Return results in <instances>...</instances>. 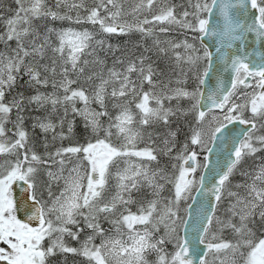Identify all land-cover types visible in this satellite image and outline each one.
<instances>
[{
    "label": "snow or ice",
    "instance_id": "1",
    "mask_svg": "<svg viewBox=\"0 0 264 264\" xmlns=\"http://www.w3.org/2000/svg\"><path fill=\"white\" fill-rule=\"evenodd\" d=\"M0 26V264H264V0H0Z\"/></svg>",
    "mask_w": 264,
    "mask_h": 264
},
{
    "label": "trees",
    "instance_id": "2",
    "mask_svg": "<svg viewBox=\"0 0 264 264\" xmlns=\"http://www.w3.org/2000/svg\"><path fill=\"white\" fill-rule=\"evenodd\" d=\"M8 2L10 3L11 0H8ZM175 2H176V3H179L180 0H175ZM89 3H90V0H89ZM12 7L14 8L15 5L12 4ZM154 8H155V6H154ZM7 14H8V13H6V15H7ZM72 14L75 15L74 12H73ZM55 26H57V27H60V26L67 27V26H69V22H67V21H65V22H59V21H57ZM71 26H72V27H79V28H89L90 30H92V26H91L90 24L71 25ZM0 27H2V26H0ZM172 35H176V33H172ZM189 35H191V34H189ZM96 38H97V39L103 38V39H105L108 43L112 44L113 46H116V45H121V46H123V45H125L129 40H132V41L139 40V39H140V36H139L138 33H132L130 36L117 35V34L106 35V36L98 35ZM162 38H163V37H162ZM179 38H182V37H179ZM150 42H151V41H149V43H150ZM0 47H2V46H0ZM101 55H103L102 52H101ZM117 55H119V52H117ZM108 66H109V67L111 66V60H109V62H108ZM117 67H120V66L117 65ZM173 85H175V84H173ZM145 87H146V89H147V86H145ZM180 103H181L182 106H185V107H186L187 104H188V102H187L186 100L180 101ZM166 104H167V102H166ZM172 104L175 105V104H176V101L173 100V101H172ZM77 106L80 107V106H82V105L78 104ZM93 107H96V105L93 104ZM109 107H110V110H111V104H110V103H109ZM113 111H114V110H113ZM40 114H41V113H36V115H40ZM191 118H192L191 115H189V116H188V119H191ZM105 119H106V118H105ZM26 123L31 124V121H28V122H26ZM78 123H79V121H78ZM80 131H82V129L77 128V132H80ZM37 134H39V130H37ZM180 138L183 139V136H181ZM65 143L67 144V141H65ZM4 158H6V157H4ZM0 159H3V158H0ZM248 163H250V162H248ZM237 178H239V175L234 176V177H233V181H235V179H237ZM167 194H168L167 192L163 193V195H167ZM218 212H219V210H218ZM218 212H217V214H218ZM70 244H71V246H77L76 242H74V241H71ZM57 259H61V258L58 257ZM67 264H87V262H86L85 259H84L83 257H81V256L73 255V254H68V256H67Z\"/></svg>",
    "mask_w": 264,
    "mask_h": 264
},
{
    "label": "water",
    "instance_id": "3",
    "mask_svg": "<svg viewBox=\"0 0 264 264\" xmlns=\"http://www.w3.org/2000/svg\"><path fill=\"white\" fill-rule=\"evenodd\" d=\"M205 40H206L207 43L211 44L213 38H212V37H206ZM255 48H256V50H257L258 52L264 51V47H261V45H259V44H256V45H255ZM213 51H214V49H213ZM249 51H251V49H249ZM228 78H229V74H228L227 72L221 71L218 75H214V77H213V82H217L219 79H223V80H225V81L227 82V81H228ZM229 127L231 128V127H233V126H232V125H229ZM235 127H236L237 129H239L240 127H243V126H242V125H239V124L237 123V124L235 125ZM204 155L209 156V159H210V161H211V163L209 164V167H210V168H211V167H214V166H215V163H216V159H217V157H216V155H215V151L213 152V154L204 153ZM200 174H202V173L200 172ZM203 174L206 175V176L208 175L207 172H204ZM193 196H195L197 200L199 199V195H198L197 193L194 192V193H193ZM189 203L192 204L191 211H192L193 216H194V215H195V210H196L197 205H196V203H194V202L191 201V200L189 201ZM189 219L191 220L192 217H189ZM182 231H183V230H182ZM188 231H189V234H191V229H189ZM202 247H203V246H202Z\"/></svg>",
    "mask_w": 264,
    "mask_h": 264
},
{
    "label": "rangeland",
    "instance_id": "4",
    "mask_svg": "<svg viewBox=\"0 0 264 264\" xmlns=\"http://www.w3.org/2000/svg\"><path fill=\"white\" fill-rule=\"evenodd\" d=\"M131 5H125L126 8L130 7ZM127 19L129 21H131V17H127ZM176 85H172V87H175ZM188 87L190 88L191 87V81H189V84H188ZM201 159V162H203V157H200ZM200 170L197 171V177L200 175ZM242 178L239 176V178L235 179V181L233 182H239ZM190 201V200H189ZM189 201L187 203H189ZM223 214V206H221V208L219 209V212H218V216L222 215ZM105 227H107V225H105ZM224 237L227 238V239H230L231 238V235H230V232L228 230H225V232L223 233ZM71 241H69L70 243ZM97 243H99V241L97 240ZM78 246V245H77ZM167 248H168V251H172L173 250V245L172 244H168L167 245ZM150 259H154V256L153 257H149Z\"/></svg>",
    "mask_w": 264,
    "mask_h": 264
}]
</instances>
